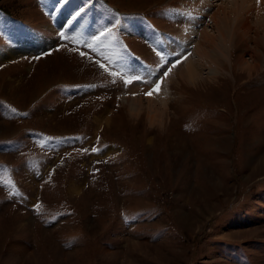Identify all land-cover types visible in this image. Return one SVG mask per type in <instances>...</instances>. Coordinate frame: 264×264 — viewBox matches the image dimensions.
Segmentation results:
<instances>
[{"label": "rangeland", "instance_id": "obj_1", "mask_svg": "<svg viewBox=\"0 0 264 264\" xmlns=\"http://www.w3.org/2000/svg\"><path fill=\"white\" fill-rule=\"evenodd\" d=\"M211 1L189 81L193 0H0V264H264V0Z\"/></svg>", "mask_w": 264, "mask_h": 264}, {"label": "bare ground", "instance_id": "obj_2", "mask_svg": "<svg viewBox=\"0 0 264 264\" xmlns=\"http://www.w3.org/2000/svg\"><path fill=\"white\" fill-rule=\"evenodd\" d=\"M193 1H195V3H196V6L194 8L196 13H194V15H192L190 13L193 18H181V24H182L181 26H183L181 28V30L183 31V34L179 38L178 41L174 40V42L169 44V47H168V50H176L178 53L179 52L182 53V52H184L187 49V47L191 43L195 44L194 47H193V51L197 54V55L196 54L195 55L198 56V59H196V60L195 59L194 60L190 59L186 63L184 69L182 70L183 71L182 72V77L184 79L189 80V81L194 80L196 78V76L198 75L197 71H196L197 70L196 67L199 64L201 65L203 59L207 60V61L216 60L217 59L216 56L218 54V53H215L216 54L215 56L214 55L210 56L208 50L212 49L213 46L215 47V38L213 39L211 37H207L205 34L204 35L201 34V36H200V33L198 32V30H197L198 28L196 27V25L198 24V22H200L203 19H206L207 17L208 18H214L213 20H215V25H216L215 27L217 29L218 35L222 38L224 36V33H223V30L218 27L217 19H220L221 16H222V20L224 21L226 19V15H228V14H226L227 13L226 9H223V7H221V5H222L221 3H223V1L222 2L220 1V3H218V4H221L220 5V9L222 8L221 9V14L222 15H219V13L213 14V13H210V10H208V9H207L208 11L206 10V8H209V6H211V4H212L211 0H193ZM251 1L252 0H249L248 2H251ZM258 1H260V3H262V0H258ZM218 4H213V5L215 6V5H218ZM224 7H226V6H224ZM197 13H199V15ZM195 14H197V15H195ZM62 18H64V17L62 16ZM197 18L200 21H198ZM63 22L65 23V21L60 19L59 22H57V24L59 25L60 23H63ZM223 25H224V23H223ZM245 25H246V22H245V24L243 23V28H244ZM245 28L248 29V27H245ZM195 33L197 34L198 38L195 37ZM189 39H191V41H189ZM222 39H224V37ZM44 42L45 41L42 40L41 38L29 39V40H27L25 42H19L15 46L8 47L6 49V51L0 52V60H2V61L8 60L9 58L15 57L19 53L20 54H22V53L25 54V53H28V52H33L34 50H37L38 47L40 46V44H42ZM219 48H220V46H219ZM212 50L215 51L217 49L215 48V49H212ZM154 80H155V77L153 79L149 80L146 83H144V82L141 83V87L142 88H140V89L136 88L137 90H131L132 91L131 93L135 92L134 93L135 95H139L137 93H140V94L148 96L147 93L152 91V90H150V86L153 84ZM136 86H139V84H137ZM131 93L129 92V94H131ZM138 97H137V99H134V100L125 99V102L127 104H129V106L131 108L130 113H134L135 114V112L138 110V108L140 106L139 104H140V101H141L140 100L141 98H138ZM149 97L154 98V99H151L150 102H149V118L154 123V122H157L160 119L161 111L159 109V105H163L164 101L161 98H159L160 94L155 96V97H153V94H152V95H149ZM149 97H147V98L149 99ZM159 99H160V101H159ZM107 121H108V118H106L104 114H100V115H97V116L94 117V122H95L96 126H99L103 122H107ZM71 188H72L71 189L72 192H74V193L78 192V188L79 187L74 186V187H71Z\"/></svg>", "mask_w": 264, "mask_h": 264}, {"label": "snow or ice", "instance_id": "obj_3", "mask_svg": "<svg viewBox=\"0 0 264 264\" xmlns=\"http://www.w3.org/2000/svg\"><path fill=\"white\" fill-rule=\"evenodd\" d=\"M173 66H175V65H173ZM165 75H167V73H165ZM156 87L158 89L159 88V85H157ZM153 91H155V89ZM147 95H152V92L147 93Z\"/></svg>", "mask_w": 264, "mask_h": 264}]
</instances>
